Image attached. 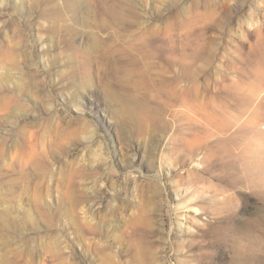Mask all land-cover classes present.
Wrapping results in <instances>:
<instances>
[{
  "label": "rangeland",
  "instance_id": "rangeland-1",
  "mask_svg": "<svg viewBox=\"0 0 264 264\" xmlns=\"http://www.w3.org/2000/svg\"><path fill=\"white\" fill-rule=\"evenodd\" d=\"M0 264H264V0H0Z\"/></svg>",
  "mask_w": 264,
  "mask_h": 264
},
{
  "label": "bare ground",
  "instance_id": "bare-ground-1",
  "mask_svg": "<svg viewBox=\"0 0 264 264\" xmlns=\"http://www.w3.org/2000/svg\"><path fill=\"white\" fill-rule=\"evenodd\" d=\"M184 206H185V205H184ZM184 206H183V207H184ZM191 209L196 210L194 207H192Z\"/></svg>",
  "mask_w": 264,
  "mask_h": 264
}]
</instances>
